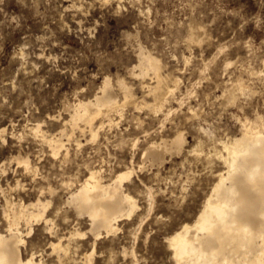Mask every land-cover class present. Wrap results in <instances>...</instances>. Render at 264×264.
I'll use <instances>...</instances> for the list:
<instances>
[{
    "label": "rangeland",
    "instance_id": "obj_1",
    "mask_svg": "<svg viewBox=\"0 0 264 264\" xmlns=\"http://www.w3.org/2000/svg\"><path fill=\"white\" fill-rule=\"evenodd\" d=\"M191 26L197 33L193 42L188 39ZM141 47L162 60L165 74L181 77L178 92L159 112L135 103L121 106L110 115L116 122L103 127L97 141L77 130L71 157L65 160L64 148L53 157L31 126L40 121L49 132H59L69 116L66 105L94 97L106 77L121 100L118 80L125 78L138 101H154L149 91L157 81L154 73L143 77L138 67L132 72ZM238 80L247 90L229 102L227 90ZM263 115L264 0H0V126L8 128L6 140L0 136V229L8 227L7 197L30 202L41 186L56 187L46 213L54 218V228L40 220L28 233V226L21 225L24 256L33 248L43 264H59L51 242L64 237L67 243L74 228L89 230V221L78 219L66 203L68 188L61 183L75 173L77 181L84 178L88 169L81 163L87 161L115 171L134 164L126 186L140 204L116 233L97 240L93 264H174L167 236L194 219L214 171L223 167L214 156V139L239 133L241 120H264ZM180 129L186 147L198 151L168 152L164 164L143 160L149 142L171 138ZM27 154L39 166L38 175L18 161ZM147 185L155 190L152 200ZM71 241V254L82 264L93 235Z\"/></svg>",
    "mask_w": 264,
    "mask_h": 264
},
{
    "label": "bare ground",
    "instance_id": "obj_2",
    "mask_svg": "<svg viewBox=\"0 0 264 264\" xmlns=\"http://www.w3.org/2000/svg\"><path fill=\"white\" fill-rule=\"evenodd\" d=\"M188 39L191 42L197 40L194 26L190 27ZM136 67L139 69L138 74L143 77L154 73L157 81L149 87L155 97L154 101H138L125 78L118 80L123 91L121 100L115 94L111 77H106L94 97L78 98L66 105L69 116L59 132H49L40 121L33 123L31 129L36 136H41V139L48 143L53 157H57L63 148L65 160L71 157L70 142L75 131L88 133L90 140L97 141L102 128L112 126L116 122L115 118L110 116L112 111H121V106L135 103L137 107L150 106L159 112L181 87V77L172 73L165 74L162 60L142 47L139 63L134 66L133 73ZM238 81L227 90L229 102L236 100L238 92L244 93L247 90L248 85L245 87L242 79ZM167 111L168 116L172 107ZM99 115L107 117L98 121ZM257 118L240 119L239 133L214 139V156L223 167L214 171L215 180L194 219L184 221L167 236L174 264H264V120L262 116ZM200 128L209 137L214 135L213 129L204 126ZM7 129L0 126V136H3L4 140ZM138 142L139 138L134 139V146ZM77 143L82 146L80 140ZM186 146L185 133L180 129L171 138L162 136L149 142L142 153L143 160H151L152 164H164L168 152L199 150L197 146ZM17 158L24 165L26 172L39 174V166L32 162L30 155H19ZM81 165L88 169L84 178L77 181L75 173V177H63L61 183L68 188L66 203L76 211L78 219L86 218L90 226L88 231L72 229L67 235V243L63 242L64 237H60L58 242H51L53 250L58 253L59 264H78L79 260L70 251L71 239L85 236L88 232L93 235V247L85 253L82 260L84 264H93L97 240L104 234L116 233L120 229V221L131 219L140 208L138 199L126 186V182L135 173L134 164L116 171L103 165H91L87 161ZM147 187L148 196L152 200L155 190L150 185ZM38 191L37 197L30 202L22 200L19 203L6 198L4 216L8 227L6 231L0 229V264H43V257H38L41 253L38 254L37 250L32 248L24 256L22 249V245L26 244L21 226L23 222L28 226V233L32 232L34 223L40 220H44L49 229L54 228L51 225L55 222L54 218L46 213L52 206L56 187L49 183L48 186L38 188ZM47 193L51 196L46 195Z\"/></svg>",
    "mask_w": 264,
    "mask_h": 264
},
{
    "label": "snow or ice",
    "instance_id": "obj_3",
    "mask_svg": "<svg viewBox=\"0 0 264 264\" xmlns=\"http://www.w3.org/2000/svg\"><path fill=\"white\" fill-rule=\"evenodd\" d=\"M221 51H223V49H221ZM25 163H26V161H25Z\"/></svg>",
    "mask_w": 264,
    "mask_h": 264
}]
</instances>
